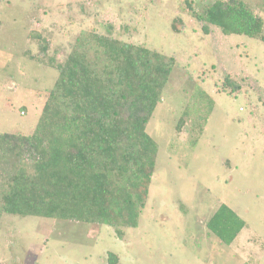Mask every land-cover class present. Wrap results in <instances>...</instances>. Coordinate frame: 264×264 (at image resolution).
Returning a JSON list of instances; mask_svg holds the SVG:
<instances>
[{
  "label": "rangeland",
  "instance_id": "rangeland-1",
  "mask_svg": "<svg viewBox=\"0 0 264 264\" xmlns=\"http://www.w3.org/2000/svg\"><path fill=\"white\" fill-rule=\"evenodd\" d=\"M216 1L0 0L1 133H30L57 77L30 58L32 32L60 61L81 31L110 23L116 38L177 59L147 128L159 151L138 227L121 239L108 226L3 214L0 263L264 264V42L206 36L194 14ZM223 204L246 223L230 245L207 228Z\"/></svg>",
  "mask_w": 264,
  "mask_h": 264
},
{
  "label": "trees",
  "instance_id": "trees-1",
  "mask_svg": "<svg viewBox=\"0 0 264 264\" xmlns=\"http://www.w3.org/2000/svg\"><path fill=\"white\" fill-rule=\"evenodd\" d=\"M194 15L206 36L218 30L264 42V1L254 7L217 0ZM104 28L81 31L63 61L48 55L47 38L31 33L39 53L30 58L57 77L40 94L43 106L30 133L0 132V216L108 226L121 239L138 227L159 151L147 128L177 59L116 38L111 23ZM248 87L263 100L260 87ZM245 226L224 204L207 221L228 245ZM109 262L118 264L117 256Z\"/></svg>",
  "mask_w": 264,
  "mask_h": 264
}]
</instances>
